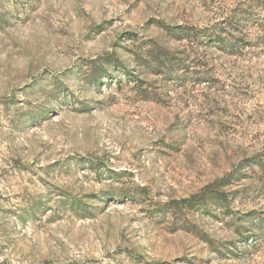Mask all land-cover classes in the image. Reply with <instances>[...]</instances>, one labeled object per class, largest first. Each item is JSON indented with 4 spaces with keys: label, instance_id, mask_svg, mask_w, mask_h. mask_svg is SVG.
Listing matches in <instances>:
<instances>
[{
    "label": "rangeland",
    "instance_id": "rangeland-1",
    "mask_svg": "<svg viewBox=\"0 0 264 264\" xmlns=\"http://www.w3.org/2000/svg\"><path fill=\"white\" fill-rule=\"evenodd\" d=\"M263 19L0 0V264H264Z\"/></svg>",
    "mask_w": 264,
    "mask_h": 264
},
{
    "label": "trees",
    "instance_id": "trees-1",
    "mask_svg": "<svg viewBox=\"0 0 264 264\" xmlns=\"http://www.w3.org/2000/svg\"><path fill=\"white\" fill-rule=\"evenodd\" d=\"M252 15H254L253 12L248 10V9H246V8L240 10V16L243 17L242 20L250 21L251 20L250 17ZM256 22L259 23V24L261 23L262 27H264V19L260 20V21L256 20ZM228 46L231 48V50L236 49V44H231V45H228ZM209 192L214 194V190H211ZM202 199L206 200V198H202ZM204 200H202V201H204ZM182 202L183 203H188L189 205H194L195 204V201H192V199H185Z\"/></svg>",
    "mask_w": 264,
    "mask_h": 264
}]
</instances>
